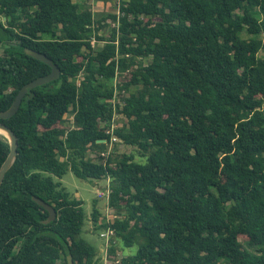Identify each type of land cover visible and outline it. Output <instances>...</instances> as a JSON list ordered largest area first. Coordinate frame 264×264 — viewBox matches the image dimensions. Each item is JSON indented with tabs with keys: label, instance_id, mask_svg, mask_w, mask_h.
<instances>
[{
	"label": "trees",
	"instance_id": "trees-1",
	"mask_svg": "<svg viewBox=\"0 0 264 264\" xmlns=\"http://www.w3.org/2000/svg\"><path fill=\"white\" fill-rule=\"evenodd\" d=\"M119 10L96 19L76 0H0V112L51 73L26 49L61 72L0 120L18 139L0 187V264H104L80 237L83 201L54 180L68 172L110 180L115 239L137 246L118 262L110 247L115 264H264V0H120ZM108 20L118 26L105 38ZM115 115L126 123L107 133ZM112 136L140 160L102 156ZM9 152L0 137V168ZM33 197L57 219L45 224ZM101 215L95 201L100 230Z\"/></svg>",
	"mask_w": 264,
	"mask_h": 264
},
{
	"label": "rangeland",
	"instance_id": "rangeland-1",
	"mask_svg": "<svg viewBox=\"0 0 264 264\" xmlns=\"http://www.w3.org/2000/svg\"><path fill=\"white\" fill-rule=\"evenodd\" d=\"M76 2L80 5V9L84 10L86 8H90L92 12L95 14L96 19H100L101 16L111 15H119V7L120 0H76ZM103 13V14H102ZM102 14V15H101ZM106 28L102 29L99 33L100 36L109 38L111 35L112 28L117 27V23L114 24L111 20L106 22ZM93 44L95 48L99 49L104 46V43L97 42L93 40ZM5 45L0 44V56L3 55ZM140 60V59H139ZM129 78V74L126 75ZM127 78L121 77L120 75L115 80V86L118 85L121 81L126 80ZM117 87V86H116ZM116 94L118 95V89L116 88ZM114 102H118L114 99ZM113 102V103H114ZM65 121L70 123L72 121V116H65ZM126 120L123 117L118 115L114 116L113 125L115 128L121 127ZM69 127V125L67 124ZM116 153L118 156L122 154H134L136 160L139 161V152L136 148L126 146L121 141L111 140L110 143L107 144V150L104 153ZM92 158H96V153L90 155ZM55 182H61L62 185L66 188L67 192L73 198H78L83 201V209L86 215L85 225L83 227V231L80 237L85 240L88 244L92 245L98 250L97 258L98 260L103 261V246L104 242L100 238V229L96 227V225L91 220L93 206L95 201L98 202V208L101 213H103V202L97 199L96 193L98 190H102L107 185V178L102 179L100 181H83L78 179L72 172H68L62 179H58L54 177ZM245 238L241 237L240 241L245 243ZM117 250H119L118 258L123 259L125 257L136 254L137 246L132 248H122V244L119 240H116ZM244 246H246L244 244ZM97 264V263H96Z\"/></svg>",
	"mask_w": 264,
	"mask_h": 264
},
{
	"label": "water",
	"instance_id": "water-1",
	"mask_svg": "<svg viewBox=\"0 0 264 264\" xmlns=\"http://www.w3.org/2000/svg\"><path fill=\"white\" fill-rule=\"evenodd\" d=\"M25 52L28 56L33 57L50 66L51 73L47 76L40 77L32 81L28 85L24 86L15 97L11 107L6 111L0 112V120H8L14 117L18 113L22 105L23 99L29 94L31 90L49 84L51 82H54L58 80L61 75L59 68L47 56L30 49H26ZM0 131H2L5 134L6 136L5 139L8 141L10 146V152L5 162L0 168V187H1L6 174L9 172V170L13 167L14 163L16 162L18 155V139L14 134V132L6 124L2 122H0ZM32 199L34 202H36L38 205L43 207L49 213L48 219L44 221L45 224H49L50 222H53L57 219V212L52 206H50L48 203L44 202L40 198L33 197ZM67 264H74L73 257L71 255L67 257Z\"/></svg>",
	"mask_w": 264,
	"mask_h": 264
},
{
	"label": "built area",
	"instance_id": "built-area-1",
	"mask_svg": "<svg viewBox=\"0 0 264 264\" xmlns=\"http://www.w3.org/2000/svg\"><path fill=\"white\" fill-rule=\"evenodd\" d=\"M114 129L115 127L112 123L111 128L107 130V133L113 134ZM112 139L115 141L118 140L115 136H112ZM109 154H110L109 152L103 153L102 156L108 157ZM111 192L112 191L110 187V180L108 179L107 185L102 190H98L96 193L97 199L103 202V213H101L102 215L99 219L98 225H106V227L100 230V238L104 242V246H103L104 264H115L116 260L117 262L119 261V258L114 261L113 257L109 255L110 247L116 244L115 230L112 228V224L118 218L117 214L110 206Z\"/></svg>",
	"mask_w": 264,
	"mask_h": 264
},
{
	"label": "bare ground",
	"instance_id": "bare-ground-1",
	"mask_svg": "<svg viewBox=\"0 0 264 264\" xmlns=\"http://www.w3.org/2000/svg\"><path fill=\"white\" fill-rule=\"evenodd\" d=\"M0 137L6 138L5 134L2 131H0Z\"/></svg>",
	"mask_w": 264,
	"mask_h": 264
}]
</instances>
